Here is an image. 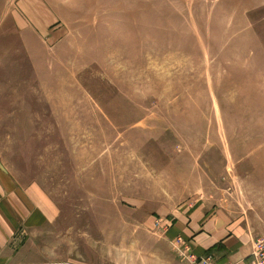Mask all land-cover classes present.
Returning a JSON list of instances; mask_svg holds the SVG:
<instances>
[{
	"label": "rangeland",
	"instance_id": "374dc122",
	"mask_svg": "<svg viewBox=\"0 0 264 264\" xmlns=\"http://www.w3.org/2000/svg\"><path fill=\"white\" fill-rule=\"evenodd\" d=\"M10 12L27 30L0 33V167L80 257L199 258L167 236L192 204L264 239V0H0Z\"/></svg>",
	"mask_w": 264,
	"mask_h": 264
},
{
	"label": "crops",
	"instance_id": "0c3cea01",
	"mask_svg": "<svg viewBox=\"0 0 264 264\" xmlns=\"http://www.w3.org/2000/svg\"><path fill=\"white\" fill-rule=\"evenodd\" d=\"M16 19L21 18L12 12L4 15L0 21V33L4 29L9 30L23 39L22 32L26 35L27 27L22 30L15 23ZM32 188L33 185L28 188L25 183H15L0 167V264H91L90 256L80 257V254L91 255V248L81 242L80 246L73 248L70 238L65 240L59 216H51L49 220L50 209L44 210L43 199L38 194L33 197L30 193ZM196 206L192 204L186 208L190 212L188 225L182 223L183 219H178L173 225L168 221L171 228L168 238L171 241L178 236L184 241L190 239L193 253L211 258L212 264H247L255 231L246 229L244 221L237 223L228 214L220 213L211 206ZM186 210L184 208L181 212ZM49 222L54 227L50 231L51 246L44 244L49 235L45 229ZM169 250L170 254L165 252L164 260L159 261L161 264H188L182 251L176 252L173 247ZM153 258L156 260L157 255ZM100 264L108 262L105 260Z\"/></svg>",
	"mask_w": 264,
	"mask_h": 264
},
{
	"label": "built area",
	"instance_id": "2783aa9c",
	"mask_svg": "<svg viewBox=\"0 0 264 264\" xmlns=\"http://www.w3.org/2000/svg\"><path fill=\"white\" fill-rule=\"evenodd\" d=\"M176 252H180L177 251ZM183 255V254H182ZM186 256V255H185ZM188 264H212V260L209 257H191L186 256ZM247 264H264V239H254L251 252L248 256Z\"/></svg>",
	"mask_w": 264,
	"mask_h": 264
}]
</instances>
